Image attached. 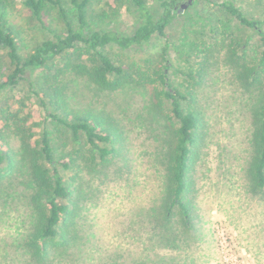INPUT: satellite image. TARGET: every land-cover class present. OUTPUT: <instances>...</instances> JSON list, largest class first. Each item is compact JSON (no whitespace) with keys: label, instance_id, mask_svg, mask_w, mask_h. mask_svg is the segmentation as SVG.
I'll return each mask as SVG.
<instances>
[{"label":"trees","instance_id":"1","mask_svg":"<svg viewBox=\"0 0 264 264\" xmlns=\"http://www.w3.org/2000/svg\"><path fill=\"white\" fill-rule=\"evenodd\" d=\"M183 1L200 9L209 2L125 0L131 24L122 27L106 21L118 14V0H22L31 18L51 34L23 53L15 25L7 18L10 0H0V92L21 84L28 71H43L41 87L33 93L45 110L41 119L31 98L20 93L0 107V222L14 230L10 249L1 250L10 264H74L70 256L84 251L79 244L87 232L84 215L94 203L91 187L104 182L103 177L115 181L111 176L122 172L117 170L120 162L127 168L126 155L117 147L125 135L120 123L105 114L75 110L65 87L68 75L110 92L130 88L134 99L142 98L133 117L140 129L159 139L155 162L162 172L158 189L135 217L156 221L153 236L160 241L170 237L166 246L176 248L185 245L195 220L197 171L207 135L201 93L213 77L218 80L221 66L229 69L249 104L244 187L264 200V19L243 11L234 0H224L203 24L209 26L211 43L193 37L195 23L202 19L197 16L194 22L188 18L175 44ZM67 2L71 12L65 9ZM56 17L59 24L47 27ZM154 42L155 52L131 64L103 52L110 45L127 51ZM211 47L216 52L207 54ZM172 49L198 68L175 67ZM57 59L60 65L53 62ZM10 135L19 142L17 152ZM61 171L71 175L65 179ZM233 178L231 174L226 180L231 183Z\"/></svg>","mask_w":264,"mask_h":264},{"label":"rangeland","instance_id":"2","mask_svg":"<svg viewBox=\"0 0 264 264\" xmlns=\"http://www.w3.org/2000/svg\"><path fill=\"white\" fill-rule=\"evenodd\" d=\"M21 1L10 0L7 18L14 23L18 44L23 53H27L38 42L50 38L51 34L31 18ZM104 1L106 3L108 0ZM124 1L118 0V14L111 15L107 22L114 20V25L122 27L131 24ZM146 1L152 3L155 0ZM222 1L209 0L201 9L197 4L186 6L183 1V9L180 10L183 16L174 29L175 44H178L188 18L190 22L192 17L194 22L198 20L197 16L202 19L195 23L193 37L199 39L198 43H211L214 38L209 33V26L203 24H208L206 18L216 11L215 4ZM234 1L243 11L257 19H264V3L258 4L256 0ZM64 6L71 12L68 2ZM53 17L55 15L52 14ZM49 24L46 22L47 27L52 28L59 24V20L56 17L51 26ZM247 33L251 34L250 31ZM157 48L155 42L127 51L110 45L103 52L121 63L131 64L155 52ZM214 48L211 47L207 54L215 53ZM170 54L175 67L183 71L198 68L196 62L192 59L189 60L191 63L184 61L174 49ZM53 62L60 65L58 59ZM219 70L218 80L214 82L213 77L208 88L201 93L207 135L201 166L197 171L195 220L192 229H187L185 245L178 244L176 248L166 246L171 243L170 237L160 241L159 237L153 236L156 221L148 222L135 217L158 189L162 172L159 161L155 162L159 139L140 129L142 124L133 117L143 105L142 98L134 99L135 92H131L130 88L110 92L84 78L72 75L66 77L65 87L75 110L105 114L120 123L125 135L122 146L119 144L117 147H122L121 153L126 155L128 162L126 169L123 168L125 163L118 164L117 170L121 169L122 172L119 170L111 176L115 181L103 177L104 182L98 184L96 181L91 187L94 203L84 215L83 223L87 232L79 244V248L84 251H74L76 255L70 256L74 264H264V200L248 194L243 181V157L249 135V104L244 102L242 90L232 72L223 66ZM42 72L28 71L21 84L1 91L0 107L3 101L11 100V95L20 93L31 98L29 103L40 110L41 119L45 118V110L39 107V98L33 93L34 88L39 90L41 87ZM178 75L173 71V78L180 82ZM142 123L149 124L150 121ZM49 127L53 128L50 123ZM55 130L60 132L62 129L56 126ZM11 136L10 146L17 152L19 142ZM61 172L65 179L71 175L66 171ZM231 174L234 178L228 183ZM13 234V228L0 222V264H10L9 258H4L1 246L10 249V237Z\"/></svg>","mask_w":264,"mask_h":264}]
</instances>
